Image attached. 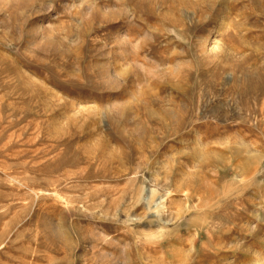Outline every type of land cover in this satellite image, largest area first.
Segmentation results:
<instances>
[{
	"label": "rangeland",
	"instance_id": "obj_1",
	"mask_svg": "<svg viewBox=\"0 0 264 264\" xmlns=\"http://www.w3.org/2000/svg\"><path fill=\"white\" fill-rule=\"evenodd\" d=\"M211 2L0 0V264H264V0Z\"/></svg>",
	"mask_w": 264,
	"mask_h": 264
},
{
	"label": "bare ground",
	"instance_id": "obj_2",
	"mask_svg": "<svg viewBox=\"0 0 264 264\" xmlns=\"http://www.w3.org/2000/svg\"><path fill=\"white\" fill-rule=\"evenodd\" d=\"M226 1H227V0H214V3H213V4H212V2H211L212 8L215 7V6H217V5H218V6H222V5L224 6V3H226ZM180 6H181V5H180ZM223 6H222V7H223ZM198 9H199V11H200L202 8H198ZM198 9H197V10H198ZM199 11H196V9H194L193 12H194V14L196 15ZM220 14H221V16H223V15H224V11L221 10V11H220ZM183 24H184V23H183ZM176 27H177V26H176ZM246 170H247V169H246ZM257 172H258V169H257V170H254V171H253L252 169H249V170H247V171H243V170H242V174H243V175L241 174V175H242V176H241V175H240L241 172H239V171L237 170V177H243V179H241L240 182H241V181L245 182V181H247V180H249V181L251 182V181H253V180L255 179L256 174H258ZM249 181H248V182H249ZM239 184H240V183H239ZM244 185H245V183H244ZM244 185H242V186H244ZM247 185H248V184H247ZM249 185H250V184H249ZM60 199H61V198H60ZM63 203H64V202H63ZM210 205H211V204H210ZM63 206H64V205H63ZM213 207H214V206H213ZM211 208H212V207H211ZM214 209H215V208H214ZM55 215H56V214H55Z\"/></svg>",
	"mask_w": 264,
	"mask_h": 264
}]
</instances>
